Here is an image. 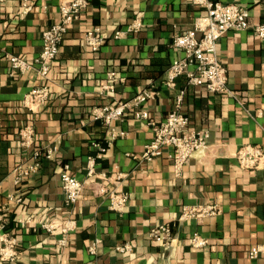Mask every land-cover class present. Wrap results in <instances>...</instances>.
<instances>
[{"label":"crops","instance_id":"0c3cea01","mask_svg":"<svg viewBox=\"0 0 264 264\" xmlns=\"http://www.w3.org/2000/svg\"><path fill=\"white\" fill-rule=\"evenodd\" d=\"M61 1L31 0L32 10L26 14L20 0L0 2V215L20 251L18 260L0 264H264V251L255 259L247 257L251 247L264 246V169L239 170L233 157L244 144L264 148V41L251 31L264 20V0H209L247 10L249 28L227 31L216 44L227 88L238 94L239 104L224 94L186 86L183 77L174 89L162 85L168 66L182 55L171 46V38L190 30L205 15L203 7L191 0H89L69 26L50 69L48 101L30 112L20 101L43 82L34 73L11 75L3 54L35 57L41 32L58 20ZM135 18L142 22L138 33L112 38L115 30ZM96 27L106 38L92 52L83 36ZM108 86L112 88L103 89ZM144 89L154 95L143 106L154 121L173 109L177 92L185 89L180 110L193 127L209 132L206 152L191 158L178 175L167 153L149 164L131 158L140 156L152 133L131 110L126 111L116 124L126 136L118 138L96 164V172L107 178L94 177L84 184L70 210L75 229L66 245L57 246L58 233L33 231L37 223L67 217L62 208L61 165L68 164L70 174L83 181L86 158L95 153L91 143L104 138L103 126L90 117L91 109L127 102ZM257 110L262 111L260 119L249 117ZM24 124L34 126V147L53 149L54 154L26 180L23 202L7 205L6 195L14 189L12 170L26 158L18 138ZM118 174L123 177L116 180ZM100 182L108 191L128 193L122 212H110L107 199L94 194ZM203 204L217 205L219 213L201 222L177 221L182 206ZM26 217L34 223L22 229L17 221ZM160 224L170 225L178 238L165 252L147 237L149 229ZM194 232L208 241L204 248L192 249L184 242ZM94 240L99 244L92 257L87 247ZM125 244L130 252L116 251Z\"/></svg>","mask_w":264,"mask_h":264},{"label":"built area","instance_id":"2783aa9c","mask_svg":"<svg viewBox=\"0 0 264 264\" xmlns=\"http://www.w3.org/2000/svg\"><path fill=\"white\" fill-rule=\"evenodd\" d=\"M2 0H0L1 2ZM196 6L206 10L205 15L198 17L192 24V28L184 33L171 38V46L181 52V57L173 60L166 70V77L162 85L167 89H174L178 78L185 79L186 86L204 88L213 94H224L237 100V93L227 88V74L225 67L217 58L216 44L218 39L227 31L246 30L249 28L247 10L235 4H222L209 0H191ZM89 5V0H62L58 6V20L41 32V47L38 54L27 60L12 54H3V58L9 65L11 75H26L34 73L37 80L43 82L35 85L20 101L21 107L35 112L46 104L49 99V88L46 81L50 69L56 59L65 34L71 24L76 22L82 11ZM31 0H20L22 14L32 10ZM142 28V22L135 18L122 29L112 33L113 39L134 35ZM255 38L264 41V20L251 27ZM106 35L96 27L86 32L83 36L85 47L92 52L97 51L103 44ZM2 54L0 52V58ZM111 86L103 89H111ZM185 89H180L175 96L173 109L160 121L151 120L143 106L153 99V92L142 90L135 94L127 102H118L115 105L95 106L91 109L90 117L99 122L104 128V138L100 142H92L91 147L95 153L89 155L85 161V179L78 180L70 174V167L64 163L61 165L60 182L62 191V208L67 217L63 220H51L37 223L32 226L33 231H42L48 235L56 233L61 235L57 246L64 247L67 236L75 229V221L70 218V210L79 199L84 184L94 177L102 181L106 179L104 172H96V164L104 157L105 153L118 139L126 136V133L117 129L116 124L122 119L126 111H132L133 118L142 121L150 128L152 137L143 147L140 156L130 155L133 159H139L141 163L149 164L155 158L167 153L171 166L176 175L196 155L201 156L208 149L209 132L197 129L190 124L187 116L181 113V105ZM242 105V104H241ZM248 114V113H247ZM261 110L249 115L254 120L260 119ZM19 145L26 153L24 161L18 163L12 170V183L14 189L6 195L7 205H19L23 202V191L26 180L35 175L41 166L42 160H51L54 150L35 148L36 133L32 124H24L18 130ZM233 157L239 170L259 171L264 169V148L252 144L240 146ZM118 174L115 178H122ZM95 195L107 199V209L110 212H122L128 203V193L124 191H108L102 182L93 189ZM219 208L214 204L184 205L177 217L178 222L186 223L190 220L200 221L215 216ZM69 216V217H68ZM22 229L34 223L30 217L17 221ZM147 237L157 243L163 252L172 249L178 238L173 235L172 228L168 224L156 225L149 229ZM184 242L192 249L204 248L208 241L194 232L185 238ZM99 240L92 241L87 247V253L95 257ZM116 251L126 253L131 251L128 244L118 246ZM264 246H253L247 252L249 259H255L262 254ZM20 257L16 239L5 231L3 214L0 215V261L14 262Z\"/></svg>","mask_w":264,"mask_h":264}]
</instances>
